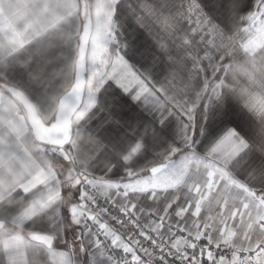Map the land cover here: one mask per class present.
<instances>
[{
    "label": "snow or ice",
    "instance_id": "6c2138e0",
    "mask_svg": "<svg viewBox=\"0 0 264 264\" xmlns=\"http://www.w3.org/2000/svg\"><path fill=\"white\" fill-rule=\"evenodd\" d=\"M0 264H264V0H0Z\"/></svg>",
    "mask_w": 264,
    "mask_h": 264
},
{
    "label": "crops",
    "instance_id": "0c3cea01",
    "mask_svg": "<svg viewBox=\"0 0 264 264\" xmlns=\"http://www.w3.org/2000/svg\"><path fill=\"white\" fill-rule=\"evenodd\" d=\"M59 72H60V69H54L53 75H57V74H59ZM65 79H66V77H65ZM28 231H29V229H27V228L24 229V234L26 235ZM57 246H59V245H57Z\"/></svg>",
    "mask_w": 264,
    "mask_h": 264
}]
</instances>
